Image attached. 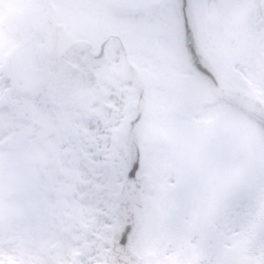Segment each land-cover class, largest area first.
<instances>
[{"label": "rangeland", "instance_id": "rangeland-1", "mask_svg": "<svg viewBox=\"0 0 264 264\" xmlns=\"http://www.w3.org/2000/svg\"><path fill=\"white\" fill-rule=\"evenodd\" d=\"M58 1L85 7L76 20L99 30L75 32L124 27L105 24L114 13L100 1ZM208 1H189L198 53L264 104V0ZM165 2L132 33L147 113L130 130L136 93L121 65L95 75L45 59L42 1L0 0V264H109L136 148L147 178L129 241L138 264H264V127L216 99L188 61L176 0Z\"/></svg>", "mask_w": 264, "mask_h": 264}, {"label": "water", "instance_id": "water-1", "mask_svg": "<svg viewBox=\"0 0 264 264\" xmlns=\"http://www.w3.org/2000/svg\"><path fill=\"white\" fill-rule=\"evenodd\" d=\"M184 1L185 0H181V2H184ZM232 94H233L232 99L234 101H236L237 103L243 105V106H247L249 108L248 103H252V104H255L256 107L257 106L259 107V105L255 101L250 99L249 97H245V98L240 97V95L238 93H236V94L232 93ZM142 183H143V180H141L139 182L136 179H134L133 176H129V178L124 183L122 190H121V205H120V207H122L123 209H125V206L128 208H131L135 204L140 202L139 197H138V192H139V189H140ZM129 185L133 186L134 189L130 188ZM140 210H141V208L137 212H134L132 210H125L122 212L126 223H125V229L122 232V243L120 245H123L127 241L128 237L130 236V234L132 232V228L135 224L136 216L138 215ZM122 260L130 263L131 259H130L129 255L126 254L125 256L123 255Z\"/></svg>", "mask_w": 264, "mask_h": 264}, {"label": "bare ground", "instance_id": "bare-ground-1", "mask_svg": "<svg viewBox=\"0 0 264 264\" xmlns=\"http://www.w3.org/2000/svg\"><path fill=\"white\" fill-rule=\"evenodd\" d=\"M68 64L74 66V67H77V68H80V69H83L84 68V64L80 61L79 58H73L71 56H68L64 59ZM102 67L101 66H96L94 67V70L96 72H98Z\"/></svg>", "mask_w": 264, "mask_h": 264}, {"label": "flooded vegetation", "instance_id": "flooded-vegetation-1", "mask_svg": "<svg viewBox=\"0 0 264 264\" xmlns=\"http://www.w3.org/2000/svg\"><path fill=\"white\" fill-rule=\"evenodd\" d=\"M133 21H134L133 19H130V20L127 21V24H130V23H132Z\"/></svg>", "mask_w": 264, "mask_h": 264}]
</instances>
